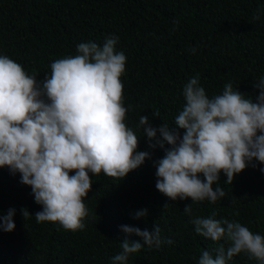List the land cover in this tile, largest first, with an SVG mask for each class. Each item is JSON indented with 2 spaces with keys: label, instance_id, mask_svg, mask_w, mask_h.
I'll list each match as a JSON object with an SVG mask.
<instances>
[{
  "label": "trees",
  "instance_id": "obj_1",
  "mask_svg": "<svg viewBox=\"0 0 264 264\" xmlns=\"http://www.w3.org/2000/svg\"><path fill=\"white\" fill-rule=\"evenodd\" d=\"M110 35L118 37L116 50L127 57L121 76L123 105L129 108L124 122L139 138L138 151H149L152 158L121 181L90 174L85 227L75 232L59 222L37 223L34 215L42 207L31 188L20 183L19 173L0 168V216L16 210L14 230L0 231V264H112L121 251V225L152 230L154 224L161 230V246L145 245L126 264H198L203 251L227 247L223 240L198 236L189 222L213 212L216 219L239 222L264 236V165L248 166L231 185L224 184L221 173L225 196L214 204L171 201L155 187L153 165L163 150L149 149L138 127L141 115L149 116L153 127L174 126L185 104L183 87L197 75L209 98L230 82L233 90L255 100L254 84L264 78V0H0V55L38 80L50 75L53 61L76 55L78 44L102 46ZM156 110L158 118L151 115ZM188 204L191 216L183 212ZM22 208L31 215L26 220ZM142 208L148 215L132 219ZM227 264L258 262L240 253Z\"/></svg>",
  "mask_w": 264,
  "mask_h": 264
},
{
  "label": "clouds",
  "instance_id": "obj_2",
  "mask_svg": "<svg viewBox=\"0 0 264 264\" xmlns=\"http://www.w3.org/2000/svg\"><path fill=\"white\" fill-rule=\"evenodd\" d=\"M117 43L115 35L105 37L102 46L82 42L76 55L53 61L50 75L42 80L0 55V168L19 173L20 183L31 188L34 202L42 207L34 215L37 223L59 222L65 230H83L90 174L102 172L121 181L152 158L149 151H138L139 138L124 122L129 108L123 105L121 76L127 57L116 50ZM191 51L195 54L196 49ZM254 86L259 90L255 100L233 90L230 82L222 94L209 98L197 75L183 87L185 104L174 126L153 127L149 116H140L138 127L148 148L163 150L153 165L159 193L171 201L190 198L192 203L214 204L225 196L221 173L227 178L224 184L231 185L248 166L264 165V78ZM151 115L158 118L159 110ZM191 204L183 210L189 216ZM20 211L24 220L31 216L26 208ZM15 213L10 208L0 216V231L14 230ZM147 215L142 208L131 217L142 220ZM215 217L213 212L189 221L198 236L227 244L203 251L198 264H227L240 253L264 264V236ZM120 230L121 251L112 264H126L145 245L161 246L158 225L152 230L121 225Z\"/></svg>",
  "mask_w": 264,
  "mask_h": 264
}]
</instances>
